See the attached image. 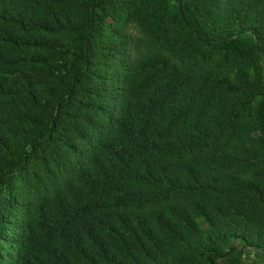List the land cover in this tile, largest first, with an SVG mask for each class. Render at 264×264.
Instances as JSON below:
<instances>
[{
    "label": "trees",
    "instance_id": "1",
    "mask_svg": "<svg viewBox=\"0 0 264 264\" xmlns=\"http://www.w3.org/2000/svg\"><path fill=\"white\" fill-rule=\"evenodd\" d=\"M0 264H264V0H0Z\"/></svg>",
    "mask_w": 264,
    "mask_h": 264
}]
</instances>
